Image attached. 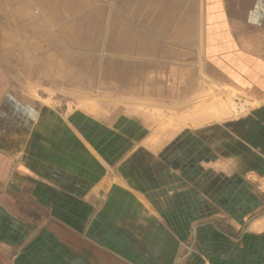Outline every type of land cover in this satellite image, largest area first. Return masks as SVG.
<instances>
[{
  "label": "crops",
  "instance_id": "1",
  "mask_svg": "<svg viewBox=\"0 0 264 264\" xmlns=\"http://www.w3.org/2000/svg\"><path fill=\"white\" fill-rule=\"evenodd\" d=\"M155 18L157 57L218 110L152 144L133 116L46 103L0 130V264H264V0H201L167 39Z\"/></svg>",
  "mask_w": 264,
  "mask_h": 264
},
{
  "label": "rangeland",
  "instance_id": "2",
  "mask_svg": "<svg viewBox=\"0 0 264 264\" xmlns=\"http://www.w3.org/2000/svg\"><path fill=\"white\" fill-rule=\"evenodd\" d=\"M200 1L0 0V130L19 129L20 140L28 130L21 122L31 118L25 116L46 103L60 112L85 109L108 123L133 116L137 129L150 127L145 143L152 144L178 120L218 110L199 83L203 75L180 73L164 44L157 57V13L167 23L162 38H170L174 22L188 34ZM192 77L198 86L185 88Z\"/></svg>",
  "mask_w": 264,
  "mask_h": 264
}]
</instances>
